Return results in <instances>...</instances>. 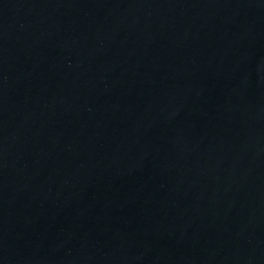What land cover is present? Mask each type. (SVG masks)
<instances>
[{
	"label": "water",
	"instance_id": "95a60500",
	"mask_svg": "<svg viewBox=\"0 0 264 264\" xmlns=\"http://www.w3.org/2000/svg\"><path fill=\"white\" fill-rule=\"evenodd\" d=\"M0 264H264V0H0Z\"/></svg>",
	"mask_w": 264,
	"mask_h": 264
}]
</instances>
